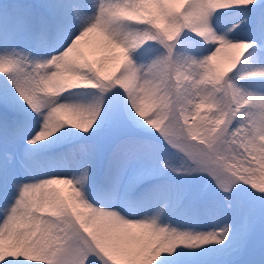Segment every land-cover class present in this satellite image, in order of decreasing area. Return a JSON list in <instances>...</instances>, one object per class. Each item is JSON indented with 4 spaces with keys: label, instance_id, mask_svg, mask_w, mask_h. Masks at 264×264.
<instances>
[{
    "label": "snow or ice",
    "instance_id": "snow-or-ice-1",
    "mask_svg": "<svg viewBox=\"0 0 264 264\" xmlns=\"http://www.w3.org/2000/svg\"><path fill=\"white\" fill-rule=\"evenodd\" d=\"M0 264H264V0H0Z\"/></svg>",
    "mask_w": 264,
    "mask_h": 264
},
{
    "label": "rangeland",
    "instance_id": "rangeland-1",
    "mask_svg": "<svg viewBox=\"0 0 264 264\" xmlns=\"http://www.w3.org/2000/svg\"><path fill=\"white\" fill-rule=\"evenodd\" d=\"M61 187H63V186H61Z\"/></svg>",
    "mask_w": 264,
    "mask_h": 264
}]
</instances>
